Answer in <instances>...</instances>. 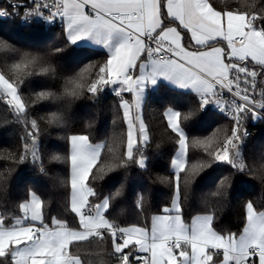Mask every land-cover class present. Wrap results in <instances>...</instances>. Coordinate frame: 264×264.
<instances>
[{
  "label": "snow or ice",
  "instance_id": "obj_1",
  "mask_svg": "<svg viewBox=\"0 0 264 264\" xmlns=\"http://www.w3.org/2000/svg\"><path fill=\"white\" fill-rule=\"evenodd\" d=\"M8 2L11 11L0 10V19L20 18L27 24L40 18L55 23L59 18L65 23L69 43L83 42L85 48L96 45L105 51L103 62L84 69H96L86 91L97 95L111 88L120 97L128 129L126 160L121 161V166L135 162L144 167L143 153L135 159L139 143L136 121L147 144L149 137L139 110L146 91L166 81L194 92L201 109L215 104L231 115V135L220 150L208 154L234 169H244L234 141L241 140L242 121L249 116L253 121L264 119V5L257 10L256 0H244L242 10L240 0H234L235 7L218 6L214 0H32L31 7L20 0ZM37 60V56L24 53L13 68L27 69ZM82 78L81 73L70 81L74 87L66 89L67 95L74 97L77 89H85ZM124 93L133 94V100L125 99ZM51 95L39 93L40 98ZM225 96L232 99L225 100ZM0 100L12 107L25 127L31 129L28 136L32 146L24 145L19 162L29 153L37 160L39 124L35 119L28 120V105L18 85L3 73ZM133 106L137 110L135 117ZM190 115L186 114L184 119ZM165 116L178 137L179 156L173 164L178 171H184L189 143L180 126L181 113L169 108ZM49 123H63V118L53 114ZM68 139L72 190L69 207L78 217L77 227L56 217L45 223L44 201L32 192L28 200L19 204L22 215L7 218L0 214V264H83L70 246L90 237L110 240L117 264H264V211L257 212L248 202L246 225L239 235L218 232L213 227L212 214L196 216L186 224L179 205L178 174L176 200L171 208L163 209L164 215L151 217L150 228L121 227L106 215L110 197H100L89 183L90 177L101 179L105 167H110L102 164L97 168L104 145L92 144L87 135H71ZM195 143L205 151L211 147L208 141ZM230 148L236 151L230 153ZM93 169H97L95 176ZM90 197H98L99 202L90 201Z\"/></svg>",
  "mask_w": 264,
  "mask_h": 264
},
{
  "label": "trees",
  "instance_id": "obj_2",
  "mask_svg": "<svg viewBox=\"0 0 264 264\" xmlns=\"http://www.w3.org/2000/svg\"><path fill=\"white\" fill-rule=\"evenodd\" d=\"M214 3L236 6L234 0H214ZM8 5V0H0V10L7 9ZM261 5L264 0H256L257 10ZM240 6L243 10L244 0H240ZM24 53L37 56V63L23 70L13 68ZM105 59L102 48L69 43L63 24H25L19 18L0 19V72L18 85L28 105V120L35 119L40 128L35 144L39 158L34 161L29 153L19 162L24 145L32 146L28 136L31 129L25 127L12 107L0 100V214L7 218L20 216L19 204L35 192L44 201L45 223L56 217L76 227L78 217L69 207L72 190L68 137L87 135L91 143L104 145L97 168L102 164L110 165L105 167L101 179L89 178L100 197H110L108 218L121 227L150 228L151 217L164 213L163 209L171 205L176 188L173 161L178 137L165 116L171 108L181 113L180 126L189 143L187 165L178 174L185 222L212 214L213 227L218 232L239 235L246 225L248 202L256 211H264V120L253 121L249 116L242 121L241 140L234 143L238 144L245 167L242 171L234 169L208 154L223 147L234 126L232 118L210 107L202 110L194 92L161 81L148 91L141 108L149 140L147 144L138 143L135 159L143 153L146 164L141 167L127 162L126 166H121V161L126 160L128 129L120 97L111 88L97 95L86 91L96 69H84ZM81 73L80 82L85 89H77L74 97L67 95L66 89L74 87L70 81ZM21 80L23 82L19 83ZM41 92L52 95L40 98ZM123 96L131 100L130 93ZM189 113L190 117L185 120L184 116ZM53 114L62 117L63 123H49ZM198 140L208 141L211 147L205 151L195 143ZM229 151L234 153L236 149ZM56 156L61 159H54ZM96 173L97 169H93V176ZM90 201L99 202V198L90 197ZM71 250L81 257L83 264H117L107 238L91 237L74 242Z\"/></svg>",
  "mask_w": 264,
  "mask_h": 264
},
{
  "label": "built area",
  "instance_id": "obj_3",
  "mask_svg": "<svg viewBox=\"0 0 264 264\" xmlns=\"http://www.w3.org/2000/svg\"><path fill=\"white\" fill-rule=\"evenodd\" d=\"M49 2H50V0H49ZM20 3L21 4H27L29 7H31L32 0H20ZM4 10L11 11L10 5H8L7 9H4ZM21 12H23V9H21ZM45 15H47V11H45ZM31 22H41V23H44V24H47V25H62L63 24V21H61L59 18L56 20L55 23H51V22H49L47 20H44L43 18H40L38 21L37 20H32ZM259 83H260V81L258 80V84ZM258 93H259V87L257 88V98H259ZM224 99L230 101L232 99V97L231 96H225ZM208 107L213 108L216 111H218L220 113H223L224 115H226V116L231 118V115L227 111H221V109L219 107H217L215 104H209V105L205 106L202 110H204V109H206Z\"/></svg>",
  "mask_w": 264,
  "mask_h": 264
},
{
  "label": "rangeland",
  "instance_id": "obj_4",
  "mask_svg": "<svg viewBox=\"0 0 264 264\" xmlns=\"http://www.w3.org/2000/svg\"><path fill=\"white\" fill-rule=\"evenodd\" d=\"M1 73V72H0ZM11 82V81H10ZM152 89H154V88H150L149 90H152ZM149 90H147L146 91V93H145V99H144V102H145V100H146V98H147V93H148V91ZM132 100H133V94H132ZM132 100H130V101H132ZM143 102V103H144ZM143 105V104H142ZM141 108H142V106H141ZM141 108H140V110H139V115H140V117H141V119H142V121H143V123H144V119H143V116H142V112H141ZM132 113H133V117H135L136 116V114H137V110L135 109V107L133 106V109H132ZM136 124H137V130H136V135L139 137V142L141 143V144H144V141H143V138H142V136H140V134H139V131H138V128H139V121H136ZM144 125H145V123H144ZM147 134H148V131H147ZM148 137H149V135H148ZM93 144V143H92ZM95 144H101L102 145V143H94V145ZM178 156H179V145H178V148H177V150H176V156H175V159H177L178 158ZM145 157V156H144ZM140 158V156L138 157V159ZM146 158V157H145ZM145 164H146V159H145ZM145 166V165H144ZM173 168L175 169V171H176V177H177V174H179V171H178V169L173 165ZM177 183V182H176ZM176 189V188H175ZM176 200V196H175V193H174V196H173V200H172V203H171V206H169L168 208H171L172 206H173V203H174V201ZM179 205H180V196H179Z\"/></svg>",
  "mask_w": 264,
  "mask_h": 264
},
{
  "label": "crops",
  "instance_id": "obj_5",
  "mask_svg": "<svg viewBox=\"0 0 264 264\" xmlns=\"http://www.w3.org/2000/svg\"><path fill=\"white\" fill-rule=\"evenodd\" d=\"M63 26H64V29H65V32H66V27H65V23L63 22ZM81 44H83V42H80ZM91 46H95V47H98V48H100L99 46H96V45H91ZM131 95V100H132V94H130ZM135 135H136V132H135ZM185 159H186V157H185ZM35 193V192H34ZM36 195L37 196H39L37 193H36ZM40 197V196H39ZM29 198H30V196H29ZM28 198V199H29ZM41 198V197H40ZM27 199V200H28ZM90 199V198H89ZM24 202V201H23ZM171 206V205H170ZM180 207H181V204H180ZM258 212V211H257ZM165 213H162V214H159V215H164ZM22 215V214H21ZM207 215V214H206ZM199 216H203V215H199ZM182 218H183V215H182ZM194 219V218H193ZM183 221L185 222V220H184V218H183ZM192 222V221H191ZM190 222V223H191ZM186 224H190V223H187V222H185ZM51 226V225H50ZM71 227V226H70ZM77 227V226H76ZM73 228H75V227H73ZM91 238V237H90ZM71 247V246H70Z\"/></svg>",
  "mask_w": 264,
  "mask_h": 264
}]
</instances>
